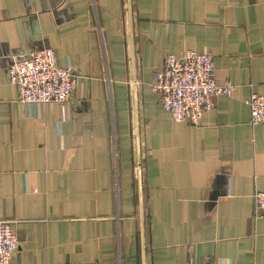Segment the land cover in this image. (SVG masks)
<instances>
[{
  "label": "crops",
  "instance_id": "1",
  "mask_svg": "<svg viewBox=\"0 0 264 264\" xmlns=\"http://www.w3.org/2000/svg\"><path fill=\"white\" fill-rule=\"evenodd\" d=\"M52 49L77 83L69 120L25 106L11 62ZM209 54L198 126L150 90L166 55ZM264 0H0V221L13 264H264ZM137 164L141 166L136 167ZM35 191V192H33Z\"/></svg>",
  "mask_w": 264,
  "mask_h": 264
},
{
  "label": "built area",
  "instance_id": "2",
  "mask_svg": "<svg viewBox=\"0 0 264 264\" xmlns=\"http://www.w3.org/2000/svg\"><path fill=\"white\" fill-rule=\"evenodd\" d=\"M7 76L17 89L18 103L55 104L60 109L61 120L70 119V102L77 83L69 66H59L52 49L27 51L11 62ZM150 90L159 96L162 109L174 122L198 126L204 113L213 109L214 99L232 96L235 87L216 81L211 55L186 50L180 56H165L162 66L154 72ZM244 103L249 111V124L264 123V95L252 93ZM254 201V217L264 219V191L256 193ZM17 247L18 239L11 224L0 221V264H13Z\"/></svg>",
  "mask_w": 264,
  "mask_h": 264
}]
</instances>
